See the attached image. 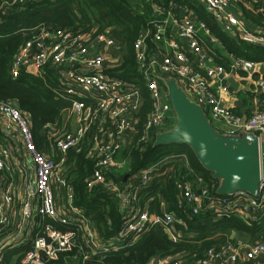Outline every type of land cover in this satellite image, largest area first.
Here are the masks:
<instances>
[{
	"label": "built area",
	"instance_id": "1",
	"mask_svg": "<svg viewBox=\"0 0 264 264\" xmlns=\"http://www.w3.org/2000/svg\"><path fill=\"white\" fill-rule=\"evenodd\" d=\"M28 1L0 0V12L20 9ZM143 1L151 7L154 20L137 39L134 51L152 108L139 144L147 145L153 134L175 126L173 106L159 81V77H175L188 96L207 112L212 123L223 125L228 134L253 133L264 149V110L251 117L237 115L222 97H254L252 102L259 107L258 98L264 96V77L245 72V67L258 68L262 64L231 58L227 71L213 61L211 47L218 45V41L204 24L194 19L192 12L174 3L166 8L163 0ZM197 1L224 32L250 45H264V27L249 30L236 13L239 11L236 0ZM239 1L250 8L264 2ZM258 12L264 17V6ZM33 31L34 37L15 56L10 74L16 79L22 71L28 73V68L34 66V77L46 81L50 72L55 75V94L67 102L62 107L64 129L57 131L55 125L45 127L49 143L41 154L35 144L30 116L13 103L0 101V130L7 142L0 145V264H5L8 248L28 247L30 250L23 258L19 262L15 258L11 264H74L72 260L77 257L71 254L75 252L82 257V264L92 260L102 262L95 257L124 253L153 227H163L172 242L178 243L173 229L182 221L167 212L151 213L139 201L141 190L153 181L157 167L171 158L135 176L126 175L122 183L107 181L111 174L123 172L130 162L122 154L139 132L143 101L137 86L118 77L124 62L121 45L108 31L99 33L97 28L72 33L38 26ZM230 78L239 83L237 93L226 84ZM261 104L264 106V100ZM71 152L84 154L95 163L91 177L85 182L88 191L106 188L115 195L123 221L115 240L103 241L90 219L75 206L67 164ZM176 188L179 209L189 208L193 216L206 210L219 219L236 215L246 223L258 222L264 218V156L258 198L244 192L232 197H213L199 176L176 181ZM235 240L209 248L202 259L192 264H264L263 242ZM150 264H188V261L167 257Z\"/></svg>",
	"mask_w": 264,
	"mask_h": 264
},
{
	"label": "trees",
	"instance_id": "2",
	"mask_svg": "<svg viewBox=\"0 0 264 264\" xmlns=\"http://www.w3.org/2000/svg\"><path fill=\"white\" fill-rule=\"evenodd\" d=\"M236 2L239 11H235L238 17L245 21L249 30L264 27V17L258 12L260 6H264V2L254 5L253 8L239 0ZM173 3L192 12L194 19L204 24L218 41V45L211 47L216 65L229 71L231 58L264 65V45H250L239 37L224 32L201 2L162 1L166 8ZM0 20V101L17 103L19 110L30 116L32 133L39 153L43 154L44 147L49 143L45 128L47 125H55L57 131L64 129L65 115L62 113V107L67 105V102L55 94L56 77L51 72L46 81L34 77L26 70L22 71L18 78L13 79L10 74L13 60L20 49L34 37L33 30L38 26L53 27L72 33L80 30L90 32L97 28L99 33L108 31L123 48L124 62L118 70V77L137 86L143 99L139 115V132L134 134L132 145L122 154L123 157H129L130 162L123 172L118 175L111 174L107 181L122 183L126 175L135 176L171 158L165 165L157 167L153 181L147 188L141 190L139 201L142 208L154 214L161 215L164 206L167 213L182 221L181 225H176L173 229L179 242L173 243L163 227H153L138 237L124 253L106 255L105 258L98 256L95 259L102 262L92 260L87 264H150L152 260L167 257L187 260L188 264H192L193 261L202 259L209 248L231 241L232 233L236 234L237 241L264 243V218L258 222L246 223L236 215L219 219L214 213L206 210L193 216L189 208L179 209L176 181L180 179L193 180L195 176H199L204 180V185L209 189L211 196L217 197V181L201 167L189 149L174 146L154 147L156 140L154 134L147 145L143 142L139 144L152 103L147 83L135 61L134 45L154 20L148 3L143 0H29L22 8L14 9L12 14L1 11ZM149 44L151 45L150 42ZM244 99L243 107L246 108L247 104H252L254 97ZM258 99L259 110L263 111L264 106L261 103L264 96ZM234 113L242 115L240 110H234ZM247 117H250V114ZM6 144L0 130V145ZM67 164L69 178L74 187L75 206L90 219L103 241L115 240L123 224L115 195L106 188L93 191L86 188L85 182L91 177L95 163L87 160L84 154L71 152ZM29 250V247L19 250L8 248L5 264H11L15 258L19 262ZM71 256L77 257L75 261L72 260L74 264H82V257L76 252ZM68 261L71 262L70 259Z\"/></svg>",
	"mask_w": 264,
	"mask_h": 264
},
{
	"label": "water",
	"instance_id": "3",
	"mask_svg": "<svg viewBox=\"0 0 264 264\" xmlns=\"http://www.w3.org/2000/svg\"><path fill=\"white\" fill-rule=\"evenodd\" d=\"M12 13V9L5 11V14ZM27 71L34 75V66H30ZM245 72L264 77V65L258 68L247 65ZM159 81L171 101L176 123L172 129L156 135L154 147L189 149L201 167L217 181L216 194L219 197H232L244 192L258 198L264 156L260 138L245 131L238 134L219 131L207 112L188 96L177 78L159 77ZM226 84L234 93L238 92L239 83L234 79H228ZM14 105L19 108L17 103ZM164 213L166 210L163 206ZM235 239L236 234L232 233L230 240Z\"/></svg>",
	"mask_w": 264,
	"mask_h": 264
},
{
	"label": "crops",
	"instance_id": "4",
	"mask_svg": "<svg viewBox=\"0 0 264 264\" xmlns=\"http://www.w3.org/2000/svg\"><path fill=\"white\" fill-rule=\"evenodd\" d=\"M223 100L224 102L229 106V108H233L234 110H240L241 114L246 116L248 114H250V117L256 113L257 111H259V107L254 105V102H252V104H247L248 107H243V102H244V98H232L229 95H223ZM221 128H224L223 126H221Z\"/></svg>",
	"mask_w": 264,
	"mask_h": 264
},
{
	"label": "rangeland",
	"instance_id": "5",
	"mask_svg": "<svg viewBox=\"0 0 264 264\" xmlns=\"http://www.w3.org/2000/svg\"><path fill=\"white\" fill-rule=\"evenodd\" d=\"M208 117H209V115H208ZM214 126L218 127V129H219L221 132H223V133H227L226 128H221V126H223V125H220V124H214ZM247 243H249V242H247Z\"/></svg>",
	"mask_w": 264,
	"mask_h": 264
}]
</instances>
